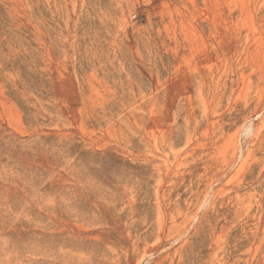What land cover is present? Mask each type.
<instances>
[{"label":"rangeland","instance_id":"374dc122","mask_svg":"<svg viewBox=\"0 0 264 264\" xmlns=\"http://www.w3.org/2000/svg\"><path fill=\"white\" fill-rule=\"evenodd\" d=\"M39 249L264 264V0H0V264Z\"/></svg>","mask_w":264,"mask_h":264},{"label":"bare ground","instance_id":"6f19581e","mask_svg":"<svg viewBox=\"0 0 264 264\" xmlns=\"http://www.w3.org/2000/svg\"><path fill=\"white\" fill-rule=\"evenodd\" d=\"M243 133L245 134V135H249V134H251V128L250 127H245L244 129H243ZM252 135V134H251ZM212 147V146H211ZM208 148L206 151V155H208L209 156V154L210 153H212L213 152V149H214V147H212V148ZM239 147V146H238ZM238 147H236V145L234 144L233 145V149H234V155H233V157H232V159L230 160L229 159V161L227 162V164L225 165L224 163H223V165L225 166L224 167V169H222V171L221 172H219L220 174L217 176V174H216V179H220L221 177L223 178L224 176H227V175H229V172H231L232 170H231V168H235V166L237 167V168H241L244 164H245V160H246V158H247V156H248V154L242 149V148H238ZM228 156V155H227ZM229 156H231V155H229ZM228 156V157H229ZM227 157V158H228ZM238 159V163H236V160ZM226 160V159H225ZM219 170V169H218ZM221 170V169H220ZM229 170H231V171H229ZM249 172H250V170H249ZM231 174V173H230ZM227 178V177H226ZM214 179V178H213ZM221 180V179H220ZM219 180V181H220ZM218 182V181H217ZM206 203H207V199H205L204 198V200L202 201V203H201V205H200V207L201 206H204V205H206ZM192 220H194V219H192ZM186 226V225H185ZM183 227L180 231H179V233H176L177 235H173V234H171L170 233V230L173 228V227H171L170 229H169V236H168V238H167V242H168V244H173L174 242H176V241H179L182 237H183V235L185 234V232L187 231V228L186 227ZM101 231V230H100ZM106 231H108V230H106ZM106 234H107V232H106ZM106 236L103 234V232H101V233H99V234H97V235H95L94 236V239L95 240H97L99 243L101 242V243H104V242H106V240L104 239ZM108 237V236H107ZM118 241H120L121 239L119 238V239H117ZM182 240V239H181ZM124 243V242H123ZM118 244H120V243H118ZM122 244V243H121ZM125 244V243H124ZM165 249H167V248H165ZM123 251V250H122ZM165 251V250H164ZM167 251H168V249H167ZM149 252V251H148ZM165 253V252H164ZM168 253H169V251H168ZM54 253L52 252V251H50V250H47L46 252H43L41 249H39V250H36V260H35V264H54V259H57V257L56 258H54V255H53ZM103 255H101V259L100 260H98L97 262H99V263H97V264H112V263H106V262H108V260L109 259H107L108 257H106L107 255H105L106 253H102ZM111 254V253H110ZM113 254V253H112ZM147 254H150V257H157V255H158V251H155V250H152V251H150L149 253H147ZM162 254V253H161ZM109 255V254H108ZM115 254H113V256H114ZM169 256H170V254H169ZM99 257V256H98ZM110 257H112V256H109V258ZM165 257H167L168 258V255L166 254V256L165 255H162V260L161 259H156V261H155V264H164L165 263V259H167V258H165ZM161 258V257H160ZM106 260V261H105ZM60 261L61 262H58L59 264H75V262L73 261V259H72V257L69 255V254H66V253H61V256H60ZM101 261H102V263H101ZM115 261V260H114ZM114 261H111V262H114ZM154 261V260H153ZM109 262H110V260H109ZM95 263V264H96ZM77 264V263H76ZM89 264V263H88ZM167 264H176V263H174L173 261H171V258H169L168 259V262H167Z\"/></svg>","mask_w":264,"mask_h":264}]
</instances>
